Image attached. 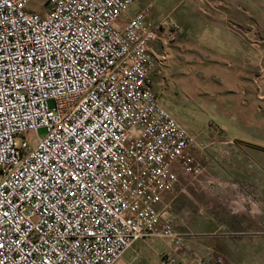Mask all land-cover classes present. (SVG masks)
Here are the masks:
<instances>
[{
    "label": "built area",
    "instance_id": "built-area-1",
    "mask_svg": "<svg viewBox=\"0 0 264 264\" xmlns=\"http://www.w3.org/2000/svg\"><path fill=\"white\" fill-rule=\"evenodd\" d=\"M34 1L0 0V264H120L149 237L163 264H204L162 207L175 166L204 173L154 88L150 45L182 27L129 16L138 0Z\"/></svg>",
    "mask_w": 264,
    "mask_h": 264
},
{
    "label": "crops",
    "instance_id": "crops-1",
    "mask_svg": "<svg viewBox=\"0 0 264 264\" xmlns=\"http://www.w3.org/2000/svg\"><path fill=\"white\" fill-rule=\"evenodd\" d=\"M210 1L205 2L207 8L190 9L181 15L185 33L162 55L169 59L165 63L174 62L175 58L198 65L210 63L211 75L213 71L217 73L214 79L225 78L220 81L225 84V93L236 90L247 97L238 100V106L244 109L255 92L252 80L256 79L261 61L264 0ZM145 6L128 15L134 16ZM127 18L122 17L118 25ZM150 20L160 19H155L152 12ZM200 31L204 32L203 40L196 38ZM259 40L261 45L255 47L253 43ZM261 56L264 58V54ZM163 71L165 78L168 70ZM169 78L171 86L184 83L176 81L175 75ZM206 89V94L215 95L209 103L214 104L220 124L237 120L235 103L229 101L224 108L223 99L219 100L218 96L225 94L223 90L212 86ZM192 153L204 166V173L193 178L175 166L179 183L174 192L164 195L162 203L176 232L187 240V251L203 255L204 264H219L216 258H221L223 264H264V140L204 135ZM209 178L216 181L214 186L207 185ZM185 201L187 207L183 210ZM136 243L120 264H153L149 260L151 255L162 259L169 252V247L162 253Z\"/></svg>",
    "mask_w": 264,
    "mask_h": 264
},
{
    "label": "rangeland",
    "instance_id": "rangeland-1",
    "mask_svg": "<svg viewBox=\"0 0 264 264\" xmlns=\"http://www.w3.org/2000/svg\"><path fill=\"white\" fill-rule=\"evenodd\" d=\"M45 0H35L31 6L30 10H42V3ZM210 0H138L129 10L133 14L139 7L151 4L153 7V13L155 19H165L170 17L174 19L181 27L182 19L181 15L185 14L188 10H199L202 8H207L208 5L205 2ZM211 2V1H210ZM209 3V2H208ZM122 19V21H124ZM182 37L185 33L184 28ZM196 35L197 40H203L204 32H198ZM209 33H207L208 35ZM202 35V36H200ZM180 39V38H179ZM260 39H264V28H260ZM178 40V39H177ZM176 40V41H177ZM176 41H170L166 36H160L154 40L150 45V52L156 61L157 74L155 76V91L159 103L165 108L173 118L176 119L178 123L183 125L188 132L195 135L199 141L200 136H229L241 139L249 140H264V58L261 56L264 54V43L262 46V53L259 54L260 65L258 67V72L256 79L252 80V86L255 88V92L251 97L250 102L242 106H238V100L247 98L243 93L238 94L236 90L225 93L223 88L225 84L220 82L214 77L217 73L213 71L211 75V68L213 65L204 62L202 65H198L195 62L186 63L183 59H173L174 62L165 63L167 60L162 54L164 51L169 50L175 44ZM261 45L262 41L259 40L254 42L255 47ZM166 54H169L166 53ZM198 67V68H197ZM164 68L168 73L167 77L164 78ZM213 69V68H212ZM184 74V76L182 75ZM175 75L176 81H183V84L175 83L171 86V80L169 78ZM213 77V78H212ZM171 78V79H172ZM197 83V86H196ZM195 84V85H194ZM223 84V85H222ZM215 89L223 90L225 94L219 95V100L223 99L222 106L227 108V102H233L236 105L235 115H237V120L233 122H224L223 125L220 124L218 119L220 116L214 113V104L209 103L212 97L215 99V95L207 93V89L210 87ZM215 105L216 102L214 101ZM219 105V104H218ZM231 106V105H229ZM49 107H52V102H49ZM232 120V119H230ZM215 122V123H213ZM220 125H219V124ZM45 129H39L37 135L39 137L45 136ZM183 210L186 209V201L182 203ZM183 215V214H181ZM138 243H143L147 248L156 249L163 252H167L168 245L166 242L156 239V238H146L137 241ZM185 249L187 248V240H183ZM135 243L132 248L136 245ZM187 250V249H186ZM199 258L204 260L203 255L197 254ZM184 259H188V256H184ZM150 263L160 264L163 263L161 256L154 254L150 257ZM217 260V258L215 259ZM217 262V261H216Z\"/></svg>",
    "mask_w": 264,
    "mask_h": 264
}]
</instances>
